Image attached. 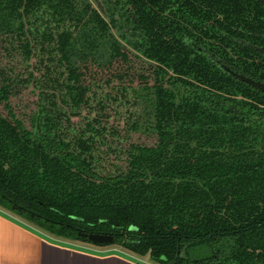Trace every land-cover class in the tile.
<instances>
[{"label":"trees","instance_id":"1","mask_svg":"<svg viewBox=\"0 0 264 264\" xmlns=\"http://www.w3.org/2000/svg\"><path fill=\"white\" fill-rule=\"evenodd\" d=\"M116 2L102 15L89 0H0V51L15 38L44 67L27 124L0 66V209L57 240L111 235L153 264H264V94L225 71L264 83V0ZM129 52L151 96L148 124L129 114L127 132L153 144L115 150L90 123L68 135L62 118ZM103 146L119 160L111 173Z\"/></svg>","mask_w":264,"mask_h":264},{"label":"rangeland","instance_id":"2","mask_svg":"<svg viewBox=\"0 0 264 264\" xmlns=\"http://www.w3.org/2000/svg\"><path fill=\"white\" fill-rule=\"evenodd\" d=\"M89 1L94 8H96L102 15H104L105 8L107 6L113 7L117 0ZM111 31L113 35L118 38L116 30L112 29ZM19 42L20 41L15 40V38H9L8 36L3 37L0 51V66L4 71L7 79L14 81V94L10 99V107L16 113V115H18V117L25 120L28 124L29 117L35 114L37 111L39 91L35 86V82L36 80L40 79V73H44V67H42L41 65L39 66L38 64V58L35 57V55H38L37 51H35V55L33 54V56H31L29 59H24V56L22 55L20 49H18ZM34 49H36V47H34ZM134 54V52H129L127 61H125V63L114 62L110 71V73H112V76L107 71L105 73L99 71L97 72V78H101V82H91L92 92L89 94V107L79 109V113L76 116L67 115L66 117L62 118V127L68 131V135L77 133L79 131L82 133L85 125L90 123L93 124L95 128L105 129L106 140L108 143H113L112 148H114L115 150V144L117 142L123 145H126L128 143L153 144V137L146 136L141 133L127 132L126 125L129 114L133 116L135 114H138V122L141 125L148 124L150 119L148 116L149 102L146 100L151 95L149 91L142 92L139 91L138 88L141 81L138 75H145L146 71L144 70V68L147 67V64L141 61L139 58H136ZM43 59L46 62V58L43 57ZM29 75H32V77H30ZM116 75H122V84H120V81H117L118 78ZM106 80L110 81L108 85L103 84ZM122 85H124L128 89L124 96H122V93L117 89L118 87H123ZM133 91H137L140 95L141 100H139L138 105L133 104ZM105 93L114 98H102L104 97ZM144 93H146V95H148L149 97L145 96L144 99L142 96L144 95ZM99 102L102 103V107L98 105ZM112 131L118 132V139L116 137L114 138V136H111ZM117 148L119 150V147ZM102 151V154L106 153V158H101V168L105 169V172L111 173V170L113 169V167L111 166L112 163H116L119 160L115 159L114 153H111L113 151L112 149L103 146ZM8 213L32 227V225H30L22 216L13 212ZM81 243H85L84 245L93 248H109L119 251L121 250L117 246H112V244L106 246H97L83 241Z\"/></svg>","mask_w":264,"mask_h":264},{"label":"crops","instance_id":"3","mask_svg":"<svg viewBox=\"0 0 264 264\" xmlns=\"http://www.w3.org/2000/svg\"><path fill=\"white\" fill-rule=\"evenodd\" d=\"M0 264H153L116 249L57 240L0 209Z\"/></svg>","mask_w":264,"mask_h":264},{"label":"water","instance_id":"4","mask_svg":"<svg viewBox=\"0 0 264 264\" xmlns=\"http://www.w3.org/2000/svg\"><path fill=\"white\" fill-rule=\"evenodd\" d=\"M225 71L228 72L233 77L237 78L239 81L251 86L252 88L264 94V83L254 80L252 78L246 77L243 74L234 72L229 68H225ZM12 210L19 211L20 208L15 209L13 207ZM78 237L81 238L82 240H87L89 243L93 245H97V246H106V245H110L113 243V237L111 235H106V234L78 233ZM169 264H176V262L172 261Z\"/></svg>","mask_w":264,"mask_h":264}]
</instances>
